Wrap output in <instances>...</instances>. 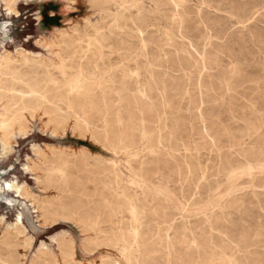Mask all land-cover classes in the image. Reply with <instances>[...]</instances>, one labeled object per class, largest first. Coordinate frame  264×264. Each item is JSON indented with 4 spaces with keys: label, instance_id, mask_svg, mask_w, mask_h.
I'll use <instances>...</instances> for the list:
<instances>
[{
    "label": "rangeland",
    "instance_id": "1",
    "mask_svg": "<svg viewBox=\"0 0 264 264\" xmlns=\"http://www.w3.org/2000/svg\"><path fill=\"white\" fill-rule=\"evenodd\" d=\"M0 55V264H264V0H0Z\"/></svg>",
    "mask_w": 264,
    "mask_h": 264
},
{
    "label": "bare ground",
    "instance_id": "2",
    "mask_svg": "<svg viewBox=\"0 0 264 264\" xmlns=\"http://www.w3.org/2000/svg\"><path fill=\"white\" fill-rule=\"evenodd\" d=\"M19 50H23V49H19ZM7 55V54H6ZM1 56V55H0ZM4 58V57H3ZM3 60V59H2ZM2 124V123H1ZM3 134V133H2ZM6 135V134H5ZM3 136V135H2ZM3 142V141H2ZM0 145H1V140H0ZM5 145V143H4ZM3 146V145H2ZM5 150V149H4ZM26 168V167H25ZM23 184L20 185L18 184L16 179H11V180H4L0 183V191H7V192H12L15 196L20 197L21 195V191H23ZM25 194V192H23ZM25 198V196H23ZM21 198V197H20ZM14 224H20L22 226V222H21V215L17 214L16 219H15V223ZM16 227V226H15ZM23 227V226H22ZM56 239H54L55 241Z\"/></svg>",
    "mask_w": 264,
    "mask_h": 264
},
{
    "label": "water",
    "instance_id": "3",
    "mask_svg": "<svg viewBox=\"0 0 264 264\" xmlns=\"http://www.w3.org/2000/svg\"><path fill=\"white\" fill-rule=\"evenodd\" d=\"M9 180H11V179H9ZM2 181H4V179H2V180H0V183L2 182ZM1 193H12V192H7V191H0ZM17 197V196H16Z\"/></svg>",
    "mask_w": 264,
    "mask_h": 264
}]
</instances>
